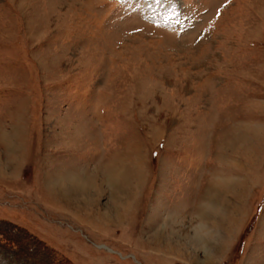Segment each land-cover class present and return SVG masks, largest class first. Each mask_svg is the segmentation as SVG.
Instances as JSON below:
<instances>
[{"label": "rangeland", "instance_id": "rangeland-1", "mask_svg": "<svg viewBox=\"0 0 264 264\" xmlns=\"http://www.w3.org/2000/svg\"><path fill=\"white\" fill-rule=\"evenodd\" d=\"M0 264H264V0H0Z\"/></svg>", "mask_w": 264, "mask_h": 264}, {"label": "bare ground", "instance_id": "bare-ground-1", "mask_svg": "<svg viewBox=\"0 0 264 264\" xmlns=\"http://www.w3.org/2000/svg\"><path fill=\"white\" fill-rule=\"evenodd\" d=\"M201 239V238H200ZM204 239V238H203ZM200 243V242H199Z\"/></svg>", "mask_w": 264, "mask_h": 264}]
</instances>
